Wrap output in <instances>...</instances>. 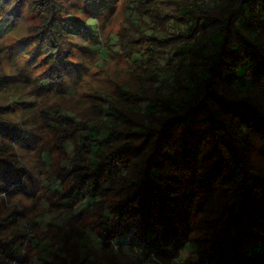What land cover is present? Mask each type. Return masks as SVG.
<instances>
[{"label":"trees","instance_id":"1","mask_svg":"<svg viewBox=\"0 0 264 264\" xmlns=\"http://www.w3.org/2000/svg\"><path fill=\"white\" fill-rule=\"evenodd\" d=\"M117 1L0 0V21L15 23L26 10L37 14L40 23L18 50L28 68L40 65L34 81L51 90L77 68L74 39L99 50L94 22ZM137 1L149 22L125 28L115 45L127 59L140 52L149 60L131 70L135 90L121 87L127 109L104 96L110 105L100 111L108 119L84 121V128L63 136L70 147L69 135L79 132L86 150L75 148L74 160L86 151L89 163L73 162V170L86 171H78L76 186L60 184L59 191L98 204V235L105 245L127 246L167 264H180L187 248L191 255L182 264H264V169L252 160L255 152L264 154V0H215L214 12L199 5L190 10L192 0ZM79 12L90 17L79 20ZM184 16L192 20L188 35L202 30L185 47L178 44L184 33L169 30L173 24L181 31ZM168 71L174 75L169 90L163 81ZM13 77L0 75V91ZM7 109L0 107V192L33 193L36 182L19 150L37 146L39 135L12 123ZM71 117L51 119L59 128ZM28 229L16 212L0 216V264L30 262ZM196 231L203 234L194 237ZM87 257H63L60 264H89Z\"/></svg>","mask_w":264,"mask_h":264},{"label":"rangeland","instance_id":"2","mask_svg":"<svg viewBox=\"0 0 264 264\" xmlns=\"http://www.w3.org/2000/svg\"><path fill=\"white\" fill-rule=\"evenodd\" d=\"M216 2L192 0L188 2V7L191 10L199 5L214 12L218 9ZM138 7L137 0H118L113 10L110 7L100 14L98 21L94 22L95 33L99 35V50L93 49L94 46L83 39H74L76 45L72 47L73 62L77 64V68L66 73L62 83L51 90L41 89L34 81L41 69L40 65L35 69L28 68L26 59L18 50L20 40L32 35L40 23L37 14L26 10L24 19L15 23L0 21V75L15 76L9 79V87L0 91V107L9 106L6 118L39 135L37 146L19 150L20 159L36 182V188H32L35 189L33 193L9 195L0 192V216L16 212L19 222L28 223V237L24 244L25 252L30 258L27 264H44L47 260L48 264H60L61 261L64 263L63 257L67 256L81 262V255L88 256L89 264H167L155 256H145L136 249L130 251L127 246L122 250L117 247V243L105 245L98 235V204L94 206L92 198L77 197L74 192L73 198L62 196L58 188L60 184L65 189L76 186L77 181L80 182L78 171H86L87 167L73 170L75 164L86 166L89 163L86 151L80 161H77L75 148L86 150L79 132L76 130L69 135L74 136L70 147L63 143V139H66L63 136H67L75 127L84 128V121L99 123L108 119L106 111H100L103 105H110L109 101H103L104 96H110V101L117 107L127 109L125 105H129V101L123 96L121 87L128 85L135 90L137 82L131 77V70L135 66L144 67V62L149 60L140 52L131 54L127 59L125 53L119 52L118 45H115L117 34L125 28L129 30L132 26L136 29L142 21L149 22L145 16H140ZM76 14L79 20L90 17V14L83 12ZM184 17L186 19L182 22L181 31L174 28L173 24H170L169 29L175 35L184 33L178 43L183 47L198 40L202 31L200 29L195 34L188 35L187 27L192 20L189 16ZM141 30L151 35V31ZM90 41L94 42V38ZM209 47L213 48L212 42ZM178 61L179 59L174 58L173 63ZM158 63L161 67L167 65L160 59ZM250 73L251 71L248 74ZM173 77L171 71L165 72L163 76L167 90L170 89L168 85L173 82ZM183 82L189 83L187 80ZM63 114L72 116L80 123L73 122L74 119L72 122L67 120V123L58 128V123L51 118ZM133 117L136 120L142 118L139 114H134ZM252 160L255 166L264 169V154L255 152ZM112 197H109L110 201ZM202 234V231L193 233L194 237ZM180 253L179 261L182 264L190 257L191 249L187 248Z\"/></svg>","mask_w":264,"mask_h":264}]
</instances>
